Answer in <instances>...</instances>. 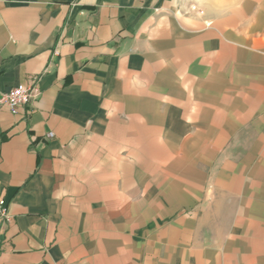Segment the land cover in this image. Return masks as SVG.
I'll return each instance as SVG.
<instances>
[{
	"label": "crops",
	"instance_id": "obj_1",
	"mask_svg": "<svg viewBox=\"0 0 264 264\" xmlns=\"http://www.w3.org/2000/svg\"><path fill=\"white\" fill-rule=\"evenodd\" d=\"M182 1L0 0V264H264V0Z\"/></svg>",
	"mask_w": 264,
	"mask_h": 264
},
{
	"label": "built area",
	"instance_id": "obj_2",
	"mask_svg": "<svg viewBox=\"0 0 264 264\" xmlns=\"http://www.w3.org/2000/svg\"><path fill=\"white\" fill-rule=\"evenodd\" d=\"M40 91L35 83L28 85L18 84L6 91H0V104L9 108L14 115L18 112L19 107L28 104L32 99H36ZM51 136V133H48ZM8 212L3 205V199L0 200V219L6 220Z\"/></svg>",
	"mask_w": 264,
	"mask_h": 264
},
{
	"label": "rangeland",
	"instance_id": "obj_3",
	"mask_svg": "<svg viewBox=\"0 0 264 264\" xmlns=\"http://www.w3.org/2000/svg\"><path fill=\"white\" fill-rule=\"evenodd\" d=\"M205 1V0H204ZM203 0H183L182 6L184 10H195L201 12L200 5L204 3Z\"/></svg>",
	"mask_w": 264,
	"mask_h": 264
}]
</instances>
